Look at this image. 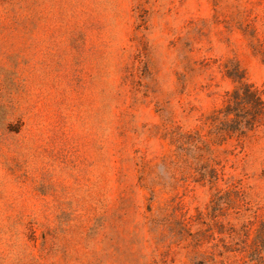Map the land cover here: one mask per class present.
<instances>
[{"label": "rangeland", "instance_id": "obj_1", "mask_svg": "<svg viewBox=\"0 0 264 264\" xmlns=\"http://www.w3.org/2000/svg\"><path fill=\"white\" fill-rule=\"evenodd\" d=\"M264 0H0V264H264Z\"/></svg>", "mask_w": 264, "mask_h": 264}, {"label": "trees", "instance_id": "obj_2", "mask_svg": "<svg viewBox=\"0 0 264 264\" xmlns=\"http://www.w3.org/2000/svg\"><path fill=\"white\" fill-rule=\"evenodd\" d=\"M217 132L244 134L264 127V86L242 81L228 93L226 104L214 116Z\"/></svg>", "mask_w": 264, "mask_h": 264}]
</instances>
